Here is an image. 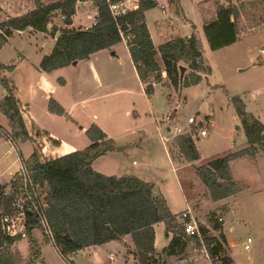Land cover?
Listing matches in <instances>:
<instances>
[{
  "label": "rangeland",
  "instance_id": "rangeland-1",
  "mask_svg": "<svg viewBox=\"0 0 264 264\" xmlns=\"http://www.w3.org/2000/svg\"><path fill=\"white\" fill-rule=\"evenodd\" d=\"M194 1L157 0L155 6L146 9V19L156 47L164 39L157 33V22H166L167 27L163 25L162 32L168 35L183 36L194 33L202 53L198 64L200 69L195 71L201 76L197 84L184 82L178 90L171 86L163 73L161 80L154 82L153 93L146 96L123 42L116 44L117 54L112 64L106 63L101 56L103 53H93L91 59L80 60L76 66L67 64L47 70L62 68L61 70H66L63 76L72 82L75 81V70H86V92L97 90L99 94L95 95H100V98L79 105L80 109L74 107V113L81 114V120L74 124L73 130L79 132L81 125L86 128L89 123L94 122L101 129H105L116 145H128L123 151L105 152L106 154L95 157L91 162L95 171L117 176L124 173L138 175L151 181L175 212L185 208L184 198L187 196L194 206L195 219L207 229V236L219 235V231L213 230L212 224L217 222V215L222 216V221H218L221 223V232L230 238V244H224L222 255L230 258L234 264H264V151L259 150L255 157L242 156L230 161L232 178L241 183L242 188L219 200L211 199L209 188L194 170L195 165L205 164L213 158L246 146L244 129L231 101L232 97L240 96L246 111L264 122V5L260 0H245L246 10L238 21V40L231 45L212 50L202 29V23L209 18L207 13L212 11L211 4L204 0L197 4V10ZM252 1L257 2L255 7L250 5ZM0 6L2 22L6 19V14L14 17L24 14L26 10L33 9L35 3L33 0H0ZM84 11L81 6L77 23L89 25L94 15H88ZM57 17L55 15L52 20L59 25L60 18ZM54 43L55 38L52 35L26 28L13 32L0 49V64L14 65L10 75L17 86L22 106L33 115L45 119L43 131L53 130L61 140L59 145L52 139L44 140L48 144L45 151L40 146V140L36 141V148L40 150L43 159L63 155L71 151L74 145L80 144L72 142L73 139L68 133L69 127L63 117L62 120L46 115L47 109L61 107L62 103L60 105L55 97L48 98L43 91L37 89L36 80L33 85L30 82V73L40 70L39 61L42 55L49 54ZM159 63L163 68L160 60ZM179 63L186 67L185 73L189 77L192 72L190 61L180 60ZM90 70L105 72L101 87L91 86V82L95 81ZM108 70H111V74ZM36 76L38 78L39 75ZM152 81L153 77L148 78V82ZM52 86L58 87L54 84ZM72 87L73 84L70 88ZM3 92L0 87V99ZM167 114L172 116L174 123L181 124L186 130L193 129L186 125L189 116L195 117L198 126L206 123L207 134L202 137L194 136L200 152V158L195 162L190 163L183 158L175 144L177 135L171 133L168 134L171 139L167 142L173 161L170 160L153 119V116H158L163 120ZM209 118L213 120V126L206 122ZM0 123L8 126L6 117L1 113ZM85 128L81 131V138L88 142ZM162 134L167 135L166 130L162 129ZM21 147L23 151L30 150L31 144L26 142ZM177 177H180L181 183ZM33 233L41 244V258L36 264H69L61 258L50 242L43 241L45 233L41 229H36ZM156 237V248L161 251L169 241L161 221L156 225ZM247 237L251 238L248 250L244 249ZM17 249L26 256V237L18 241ZM68 260L72 264H83L79 257L69 256ZM172 261H179L180 264H213L210 258L193 250L191 246L186 248L184 254L167 258L164 264Z\"/></svg>",
  "mask_w": 264,
  "mask_h": 264
},
{
  "label": "trees",
  "instance_id": "trees-1",
  "mask_svg": "<svg viewBox=\"0 0 264 264\" xmlns=\"http://www.w3.org/2000/svg\"><path fill=\"white\" fill-rule=\"evenodd\" d=\"M34 1V9L15 17L7 16L0 22V49L13 32L26 28L52 35L55 38L54 46L49 54L41 58L40 70L73 62L76 64L99 50L111 49L125 40L147 95L153 93L154 82H159L163 73L171 86L178 90L184 82L197 84L201 80L200 74L195 71L200 69L198 64L202 53L194 33L167 40L157 48L154 46L144 13L145 9L155 5L154 0H142L138 8L117 17L112 16L109 5L122 0H57L48 4L41 0ZM82 1H91L96 7L95 23L88 28L71 27L77 3ZM207 1L212 11L207 13L209 18L202 24V29L209 48L217 50L235 43L240 34L238 21L246 10V1ZM260 2L264 5V0ZM255 3L252 1L250 5L255 7ZM55 15L60 16L59 25L52 20ZM49 22L52 23L51 31L47 29ZM56 32L60 33L58 37L55 36ZM180 60L190 61L192 70L189 77L184 73L182 82L179 79ZM13 67L0 64V74L11 71ZM151 77L154 81L148 82ZM0 86L5 90L0 111L11 124V129L3 134L17 145L31 136L21 114L13 80L0 75ZM231 101L241 120L246 146L194 166L198 178L209 188L212 200L233 195L242 188V184L232 178L230 161L242 156L255 157L259 150L264 151V122L246 111L240 96L232 97ZM196 127L193 126L189 134H177L175 137L180 154L190 163L200 158L194 140ZM85 134L90 144L83 150L42 159L40 150L35 147L28 158L21 157L26 171V190L32 196L27 205L25 237L28 251L22 257L18 249H12V245L15 242L18 244L23 237H6L0 228V264H36L40 260L41 244L33 233L36 229L44 232L35 208L40 202L45 204L44 214L52 233V239L44 235L43 241L50 242L63 259L68 260L69 256L85 247L120 240L126 235L131 243L127 251L136 264H164L167 258L184 254L193 238L184 233L182 223L170 212L162 195L159 197L152 192L154 184L132 174L115 176L95 171L89 160L99 156L104 149H114L115 143L95 123L86 129ZM52 141L57 143L54 139ZM6 187L0 184V205L8 210L12 198L4 194ZM12 187L14 191H19L23 187L22 177H18ZM160 221L164 223L165 235L170 236V240L157 253L154 225ZM212 228L219 231L218 236H207V229L200 225L213 264H234L230 258L222 255L227 241L221 232V223H213Z\"/></svg>",
  "mask_w": 264,
  "mask_h": 264
},
{
  "label": "crops",
  "instance_id": "crops-1",
  "mask_svg": "<svg viewBox=\"0 0 264 264\" xmlns=\"http://www.w3.org/2000/svg\"><path fill=\"white\" fill-rule=\"evenodd\" d=\"M54 1H57V0H52V1L41 0V2L45 3V4H48V3H51ZM33 2L35 3L34 0H33ZM154 2L156 4L157 0H154ZM194 2H195L194 5H196V8L198 10L199 6L197 4H199L200 2H204V0H195ZM81 6L84 7V9H85L84 12H86L88 15L91 13L94 15V17L92 18L93 19L92 23H90L89 25H82L80 23H77V16H78L79 9ZM162 7L163 6L161 5V8ZM30 10H32V9H28L24 13H26ZM144 13H145V22H146V25L148 27L151 39L153 41V34L151 32L150 25L148 24V20L146 19V9H145ZM201 14L202 13H200V15ZM7 16H11V15L6 14V18H7ZM95 17H96V7L93 5V3L91 1L78 2L77 7H76V12L72 16V24L70 26L75 27V28H78V27L88 28L91 25H93V23L95 21ZM57 18H60V16H58ZM169 24L172 25V22H169ZM163 25L167 27L166 22H165V24H163L161 22L156 23L157 33L159 36L164 38L163 42L170 40V39H173V38H176V37L188 36L190 34V33H188L187 35H183V36H179V35L173 36L171 34L168 35L167 33L162 32V30L164 29V28H162V27H164ZM191 25L195 26L194 23L193 24L191 23ZM195 30H196V28H195ZM122 42L126 46L128 57L130 58V61L132 63V67L134 68V71L137 75L135 66H134L132 59L130 57V54L128 52L126 41L123 40ZM153 44H154V41H153ZM116 46L117 45H114L111 49L101 50L100 52L98 51V52H95L94 54L103 53V54H101V56L103 57L104 60H106V63L112 64L115 57H116V54H117V47ZM154 46H155V44H154ZM111 50L113 51V53L109 52ZM43 56L44 55H42V57ZM89 59H91V55L86 60H89ZM78 63L79 62H77L76 64H72V65L76 66ZM1 64H3V63H1ZM4 65H13V64H4ZM61 69L60 70H35V71L30 73V75H31L30 76V82H31V85H33L34 81L36 80L35 82L37 83V86H38L37 89H40L41 91H43V93L45 95H47L48 98L55 97L59 104L62 103V105L60 104L61 107L57 106L56 108L52 107V108L47 109L46 115L49 114V115H52L53 117L58 118V119H62L61 117H63L64 121L67 123V125L69 127L68 133H70L69 137H72V139H73L72 142L74 144H76L77 142H80V144L74 145L73 147H71L72 148L71 151L77 150L79 148L85 149L90 144V140L88 142H86L85 140H83L81 138V136H83V134H81V131L85 128L84 125H81L79 127V129H81L79 132H77L76 130H73V129H75L74 124H77L81 120L80 119L81 114L74 113L73 109L75 106H77L78 109H80L79 105L84 104L85 102L97 100L98 98H100V95H95V94H99L97 90H94V91L92 90L91 92H86V87H87L86 84L87 83L85 82V77H84L86 70H75V81L72 82L71 80H68L67 77L63 76V72H65L66 70H61ZM12 71H13V69L11 71H5L4 73L1 72L0 75L10 77L13 80L12 76L10 75V73ZM36 71H38V72H36ZM51 71H53V72L51 73ZM90 71H91L92 79L95 81V83L91 82V86L95 85L96 87H101L103 85L102 80H103L105 72H103L102 70H90ZM108 71H109V74H111V70H108ZM35 73L37 75H39L38 78H37ZM137 77H138V75H137ZM138 80H139L140 84L142 85L143 91H144V84L141 82L139 77H138ZM13 83H14V86L16 88V97L18 98V100L20 102L21 114H22L26 129H27L29 135L31 136V138L27 139L26 141H24L22 143L18 142L17 145H15L8 138H6L3 134V132L9 131L11 129V124H10L9 120L7 119V117L0 111V113L3 114L8 121V126H5V125L0 123V127L2 129L0 132V184L1 185H8L12 176L21 168V166H23V164L21 162V157L26 159L31 155L34 148L37 146V143H36L37 140H40V142H39L40 146L44 147L43 151H45L46 147H48V144L44 140L50 141L51 139H54L57 141V143H55V144L59 145L61 143L60 142L61 140L57 138L58 134L55 133L53 130H49V131H45V132L43 131V130H45L44 126H43L45 124V119H41L40 116L33 115V113L31 111H27L22 106L21 99L19 98V96L17 94V86H16L14 80H13ZM52 84L58 85V87L52 86ZM71 84H73L72 88H70ZM0 87L4 91L3 95H2V98H3L5 95V90L2 86H0ZM144 93H145V91H144ZM145 95L150 96V95H147L146 93H145ZM61 96H63L64 98H62ZM2 98L0 99V101L2 100ZM65 99H67V101H63ZM66 108H67V110H66ZM59 112H61V113H59ZM93 123L94 122L89 123V125L85 128V131ZM213 125H214V123H213ZM103 131L105 132V129ZM105 133L107 134V132H105ZM26 142H29L31 144V149L23 151L21 146H22V144H24ZM115 146H117V145L115 144ZM71 151H69V152H71ZM112 151H115V150L111 149V150L106 151V153L112 152ZM167 153L169 154V152H167ZM170 160H172V159L170 158ZM91 167H92V165H91ZM173 169L175 170V167H173ZM103 174H105V173H103ZM124 174H122V175H124ZM105 175H108V174H105ZM115 176H117V175H115ZM135 176L141 178L142 180H144L146 182L152 183L151 181H147V180L143 179L141 176H138V175H135ZM178 180H179V183H181L180 177L178 178ZM184 199L186 202L185 208L177 209L176 212L171 209L172 207L169 205L167 200H165V199L164 200H165V203H166L167 207L169 208L170 212L172 214H174L175 216L178 217L179 213H181L183 210H185L187 205H189L192 209V213H193L194 217H196L195 212H194V206L192 205L191 201L187 198V196ZM156 225H157V223L154 225V230H155L154 246H155V251L158 253V252H160V250L156 248V238H157L156 237ZM164 234H165V226H164ZM225 236H226V241L230 244L229 236L227 234H225ZM168 238L170 240V236ZM130 245H131L130 238L128 235H126L123 238H121L120 240H112V241L103 243L101 245H93V246L85 247V248L75 252L71 256H74L76 258L79 257L80 259H82L83 264H136V261L133 258V256L131 255V253H128V251H127L129 249Z\"/></svg>",
  "mask_w": 264,
  "mask_h": 264
},
{
  "label": "built area",
  "instance_id": "built-area-1",
  "mask_svg": "<svg viewBox=\"0 0 264 264\" xmlns=\"http://www.w3.org/2000/svg\"><path fill=\"white\" fill-rule=\"evenodd\" d=\"M142 0H122L120 2L111 3L109 5L110 12L113 17L120 16L125 12L136 9L139 7ZM95 23V21H94ZM93 23V24H94ZM153 119L156 124V130L159 133L160 140L165 144V148L167 149V142L171 139V136H168L169 133L177 135V134H189L192 131L190 129H185L181 124L174 123L173 118L170 114H167L163 120L158 118V116H153ZM206 122L210 123V126H213L212 119H207ZM173 127L171 128V126ZM187 126H195V117L189 116L187 118ZM198 126V125H197ZM189 127V128H190ZM207 125L206 123H201L198 126L196 136H205L207 134ZM162 129L166 130L167 135L162 134ZM18 177H22L23 187L19 189V191H14L12 184ZM26 171L23 166L12 176L10 179L4 194L11 195V203L7 209H4L2 205H0V228L4 236L6 237H25L26 236V226H27V205L29 200L32 199L31 194L26 190ZM38 198L37 195L34 196ZM38 210L39 220L41 227L46 236L52 239V233L49 229L45 214H44V203H39V206L35 207ZM179 221L183 225L184 233L192 237V241L190 242L191 248L195 251L201 252L205 257L210 258L207 250V245L204 239V236L201 233L200 225L196 221L192 209L189 205H187L186 209L183 210L178 215ZM217 221H222V216H216ZM251 238L247 237V241L244 244V249L248 250ZM18 244L15 242L12 245V249H17ZM22 257L23 254H21ZM62 258V257H61ZM63 259V258H62ZM66 260V259H65ZM69 264L70 261L67 260ZM167 264H180L179 261H172Z\"/></svg>",
  "mask_w": 264,
  "mask_h": 264
},
{
  "label": "water",
  "instance_id": "water-1",
  "mask_svg": "<svg viewBox=\"0 0 264 264\" xmlns=\"http://www.w3.org/2000/svg\"><path fill=\"white\" fill-rule=\"evenodd\" d=\"M47 29L49 31L52 30V23L49 22L48 25H47ZM77 31H80L79 29ZM59 32H56L55 36L58 37L59 36ZM113 53V52H112ZM72 64H75V62H73ZM179 71H180V75H179V79H180V82H182V79H183V75L186 71V67L183 66V65H179ZM128 145L127 144H123V145H117L114 147L115 151H123ZM106 149L102 150L101 152H99V154H102L103 152H105ZM94 158L90 159L89 162H92ZM152 192L156 195V196H159L161 197V193L159 192V189L157 186L153 185V188H152ZM219 264V263H217Z\"/></svg>",
  "mask_w": 264,
  "mask_h": 264
}]
</instances>
